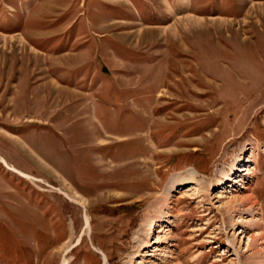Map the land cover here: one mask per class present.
Returning a JSON list of instances; mask_svg holds the SVG:
<instances>
[{
    "label": "rangeland",
    "instance_id": "1",
    "mask_svg": "<svg viewBox=\"0 0 264 264\" xmlns=\"http://www.w3.org/2000/svg\"><path fill=\"white\" fill-rule=\"evenodd\" d=\"M258 233L264 0H0V264H264Z\"/></svg>",
    "mask_w": 264,
    "mask_h": 264
},
{
    "label": "bare ground",
    "instance_id": "2",
    "mask_svg": "<svg viewBox=\"0 0 264 264\" xmlns=\"http://www.w3.org/2000/svg\"><path fill=\"white\" fill-rule=\"evenodd\" d=\"M255 5H258V3H256V4H254V5H252L251 6V8L253 7V8H255ZM260 11V10H259ZM180 18V21H181V23H182V25L183 26H187V25H192V23L194 24L195 22H197V19L198 18H196V17H194V16H192V15H183V16H181V17H179ZM182 18V19H181ZM199 20H201V18L199 19ZM218 20H225L224 18H220V19H218ZM221 24V23H220ZM181 26V25H180ZM199 26V25H198ZM202 26V25H201ZM195 27V26H194ZM200 27V26H199ZM166 28V27H165ZM169 28H173V26H170ZM158 29H163V28H158ZM164 30V29H163ZM177 30V29H176ZM139 31V30H138ZM138 31H135V32H133V33H135L136 35H141V34H138L137 32ZM174 31H175V29H174ZM51 82V81H50ZM58 85V84H57ZM55 88V87H54ZM58 88V87H57ZM240 159H238V158H234L233 159V162H232V164H231V170L232 169H236L237 167H238V164H239V161ZM3 161V160H2ZM245 161H248V159H245ZM6 164V163H5ZM12 169V168H11ZM241 170H243L241 167H238L237 168V171H241ZM194 172H190L189 173V177H191V179H193L194 178ZM231 176L230 175H228V181H232V178H230ZM170 182H171V184L172 183H174V182H176L177 180H176V178H174V177H172L170 180H169ZM173 181V182H172ZM179 181H180V179H179ZM218 181L219 182H221V179H218ZM170 184V183H169ZM168 184V185H169ZM67 196H69L67 193H65ZM71 198V197H70ZM72 199V198H71ZM254 198L250 195V194H248L247 195V197L244 199V200H253ZM254 203V204H253ZM252 204L253 205H255L256 203L255 202H253ZM157 217V216H156ZM160 220L161 219H158V220H155V219H153V218H150L149 219V221H148V223H147V225L149 226V229H152L154 226H156V224L158 223V222H160ZM164 222V221H163ZM160 224V223H159ZM158 224V225H159ZM161 225V224H160ZM159 227V226H158ZM252 239L255 241V242H257V241H259V240H261V242L264 244V237H263V235L261 234V233H258L257 235H253L252 236ZM259 243V242H258ZM150 244H148V246H149ZM254 245V244H253ZM263 246V245H262ZM259 248V247H258ZM257 248V246L256 247H252V248H250V249H252L253 250V252L254 253H257V252H259V249ZM61 264H67V261H66V258H63V260H62V263Z\"/></svg>",
    "mask_w": 264,
    "mask_h": 264
}]
</instances>
